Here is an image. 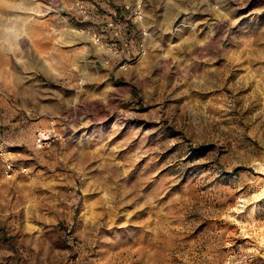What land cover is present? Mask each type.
<instances>
[{"label": "rangeland", "instance_id": "rangeland-1", "mask_svg": "<svg viewBox=\"0 0 264 264\" xmlns=\"http://www.w3.org/2000/svg\"><path fill=\"white\" fill-rule=\"evenodd\" d=\"M134 5L0 0V264H264V0Z\"/></svg>", "mask_w": 264, "mask_h": 264}, {"label": "built area", "instance_id": "built-area-1", "mask_svg": "<svg viewBox=\"0 0 264 264\" xmlns=\"http://www.w3.org/2000/svg\"><path fill=\"white\" fill-rule=\"evenodd\" d=\"M141 2L142 0H134L135 3V8H134V13L139 16L141 12ZM97 40V39H96ZM125 53H128V44L123 43L120 48H114V54L116 55H125ZM1 130H0V153L3 150V141L1 138ZM51 136V131L49 130H41L39 129L36 134H35V143L36 145L40 146L43 144L46 140H48Z\"/></svg>", "mask_w": 264, "mask_h": 264}]
</instances>
